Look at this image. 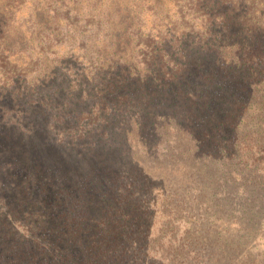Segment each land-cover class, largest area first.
<instances>
[{
    "label": "rangeland",
    "instance_id": "1",
    "mask_svg": "<svg viewBox=\"0 0 264 264\" xmlns=\"http://www.w3.org/2000/svg\"><path fill=\"white\" fill-rule=\"evenodd\" d=\"M234 2L0 0V264H114L117 240L122 264H160L188 217L158 212L196 183L158 150L210 115L201 91L230 71L214 31ZM219 225L202 222L214 243L243 233Z\"/></svg>",
    "mask_w": 264,
    "mask_h": 264
},
{
    "label": "trees",
    "instance_id": "2",
    "mask_svg": "<svg viewBox=\"0 0 264 264\" xmlns=\"http://www.w3.org/2000/svg\"><path fill=\"white\" fill-rule=\"evenodd\" d=\"M242 1L234 2L237 16L214 31V41L222 43L215 49L220 56L225 49L230 55V71L218 68L205 76L201 93L214 97L204 100L201 109L210 115L201 120L192 111L185 126L176 124L166 148L158 150L166 161L180 163L196 183L195 197L188 204H162L163 212H158L165 222L172 220L164 213L167 209L188 217L181 235L160 232V240L168 237L160 264H264V252L259 250L264 243V0ZM164 199L173 203L176 196L167 192ZM209 220L218 225L231 221L243 233L237 240L218 237L214 243L202 227ZM244 245L249 247L239 260L238 247ZM147 249L146 256L154 253ZM109 251L114 264L123 263L125 249L118 240Z\"/></svg>",
    "mask_w": 264,
    "mask_h": 264
}]
</instances>
